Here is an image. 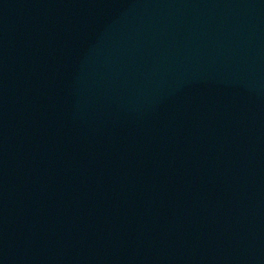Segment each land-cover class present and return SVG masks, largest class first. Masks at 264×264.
<instances>
[{
    "label": "water",
    "instance_id": "95a60500",
    "mask_svg": "<svg viewBox=\"0 0 264 264\" xmlns=\"http://www.w3.org/2000/svg\"><path fill=\"white\" fill-rule=\"evenodd\" d=\"M0 264H264V0H0Z\"/></svg>",
    "mask_w": 264,
    "mask_h": 264
}]
</instances>
